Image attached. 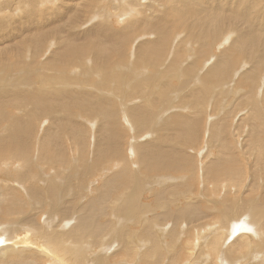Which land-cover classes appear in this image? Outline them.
Segmentation results:
<instances>
[{"label": "bare ground", "instance_id": "6f19581e", "mask_svg": "<svg viewBox=\"0 0 264 264\" xmlns=\"http://www.w3.org/2000/svg\"><path fill=\"white\" fill-rule=\"evenodd\" d=\"M54 1L64 3L63 0H36V5L40 3L39 8H46ZM83 2V0H71L72 7L77 10H80ZM121 2H123V9L119 8L122 5L117 7ZM116 4L118 11L111 12L110 10L115 8ZM104 5L109 6V9H105L110 12L104 13L105 11L97 10ZM84 9V16L88 13L90 16L83 24L90 20L97 21L87 35L85 31H82L76 34L71 32L72 34L63 37L59 28L58 32L55 27L47 29L43 23L41 30L43 46L49 49L58 43L57 50L52 51L51 57L45 62H42L46 58L41 56V41L38 39L29 40L33 42L31 47L19 49L22 53L30 52L34 48L38 49L40 56L38 61L36 57L30 61L21 57V62L18 60L21 65L15 63L23 69L24 65L41 62L38 68V71L41 70L40 73L33 77L39 78L38 81L41 84H29L28 86L36 85L30 90H26L27 85L23 82L13 84V89L0 86V264H155L156 261L161 262L158 252L154 257L149 253V245L157 240V233L153 224L149 222L150 219L144 216L139 208L148 206L150 210L153 209L154 196L165 194L168 197L167 193L171 188V198L163 205L165 212L157 215L153 212L152 216L159 217L163 222V219H167V215L171 213L174 215L173 222L182 227L180 235L184 234L185 238L194 240L189 248L191 257L180 264H264V254L262 251L259 252L261 244L264 243V200L258 201L259 197L251 198L241 189L247 183L251 192L254 186L258 188L260 184L264 185V178L255 177L258 178L257 182V179L251 177V182H244V175L237 171L238 177L232 179L236 171L230 170L232 167L229 165V157L231 155L234 157L233 152L226 151L217 158L212 156L209 163L201 159V163L193 165L182 160V153L190 156L186 149V152H180L179 148L177 150L171 146L173 144L161 145L162 140H160L158 145L146 144L142 147V154L149 164L143 168L137 166L138 170H133L130 165L121 162L123 159L116 160L115 157L119 154L116 141L120 130L109 124L96 127L93 121L89 123L84 121L81 124L76 120H69L66 127L68 126L72 134L80 139L82 143L79 146L68 144L69 141L74 142L71 135L62 141L59 140L58 135L50 136L48 132L51 133L50 129L55 127L52 122L47 128L42 123L35 131L33 125H30L34 120V113L39 111L46 112L42 114L43 120L51 115L54 117L52 114L54 108L49 109V107L55 106V103L66 105L70 98V94L66 92L67 89H73L78 96L86 92L82 90L84 87L75 84L72 77L82 73L83 69L84 71L89 69L96 79L102 80L103 74L113 75L115 72H122L124 69H130L127 66L133 63L135 75L140 76L150 70L136 69L145 57L147 67L153 68L156 65L163 75L169 73L165 77L161 76L164 79L170 78L175 81L177 78L181 88L193 96L199 97L200 85L206 84V87L208 85L216 89L219 97H225L227 94L233 97L236 94L241 98L242 93L233 91L235 80L226 81L222 76L229 67V62L225 63V59H231L230 51L233 47L235 51H239L247 58L234 72L244 77L249 76L256 87L254 91L258 92L253 95L256 99L252 103L253 107L264 108V4L262 0H92L91 7L87 6ZM74 23H79V19L70 22L68 27L71 29ZM100 31L109 32V37L105 40L100 39L98 36ZM30 33L35 34L32 30ZM49 37L52 39L47 44ZM218 39L220 41H217ZM78 40L81 41L78 42ZM182 41L183 45L188 41V47L194 50L188 52V49H184L183 52H187L185 55H181L180 52L176 54ZM133 44L138 46L136 53L131 51L136 47ZM217 45L227 48H218ZM180 56L181 58L173 63V60ZM89 57L92 63L87 61ZM248 60H252V63ZM95 61H100L108 69L93 64ZM120 61L123 66L117 65ZM4 63L1 59L0 68L8 70V67L3 66ZM244 63L249 64V67L245 68ZM248 69H250L249 73ZM206 76L214 80H206ZM63 79H71L73 83H66L71 87L54 86L62 84L59 80L66 81ZM152 80L151 77L145 78L138 87L142 88L145 83ZM193 81L197 89L191 85ZM173 90H178V87ZM200 91L202 96L209 94V89ZM253 96L247 95L248 108L255 110L250 103ZM102 97L103 99L111 98ZM168 101L171 105L173 103L171 101L174 100L169 98ZM203 104L205 106L206 103ZM227 108L220 107V110L223 113V111H229ZM105 109L103 104L97 106L99 112ZM187 109L189 110L188 107ZM60 112L62 110L58 109V113ZM250 113L255 115L253 111ZM220 118L217 120L220 121ZM254 118L257 120L250 132L247 134L242 128V132H235V137L243 134L240 139H245L244 153L246 155L253 153L254 156L264 160V151L254 153L259 145L264 150L263 140L255 134L256 131L257 133L260 130L264 131V126L258 122L257 116ZM184 119H179V125L186 126L187 123L183 121L190 122L188 118ZM252 119L250 116L248 121ZM85 123L92 126L91 135ZM252 123L251 121L249 123L251 127ZM211 127V130L209 128L205 130L206 139H209V136L223 135V140H226L228 128L214 123ZM37 133L38 136L29 147L27 141L30 138L29 135ZM177 134L180 135V133ZM253 136L256 139L251 141ZM193 137L195 139V136H186L188 140ZM231 142L236 143L237 151L240 152L239 144L234 140ZM231 142L226 141L223 147L232 145ZM253 143L259 145H255L254 149ZM4 149L13 150L7 163L2 158V154L6 152ZM33 152H35L34 155ZM137 153L139 154L140 150ZM210 154L212 152H207L204 157ZM228 154H230L229 157ZM33 160H37L40 168L34 177L29 174V168L24 170L16 165L19 161L30 164ZM85 162L96 171L93 177L101 178L103 174H106L101 185L98 180L96 182L98 184L92 186L90 196L86 195L87 198L81 195L82 186L84 184L87 190L90 183L84 182L83 176L78 173V170H74L80 165L79 163ZM5 167L10 169L9 176L2 173ZM48 167L51 170L47 172ZM169 169L176 171V174L163 173ZM240 169L244 170L241 167ZM182 170L186 172L185 177L179 173ZM142 171H145V177H140ZM65 174H70L69 179L74 182L73 188L70 185L66 186L64 180L69 179H64ZM145 180L149 183L146 190L142 191ZM169 182H176V184L170 186ZM163 183L165 185L160 187ZM156 184L160 188L155 192ZM186 190L190 191L186 192ZM233 194L235 196H232ZM137 195L139 208L134 202ZM176 197L181 198L175 199ZM71 202H74L73 206ZM42 213L46 215L45 218ZM244 217L247 218V222ZM21 219L27 223L21 226L24 227L21 233L11 237L10 235L13 234L11 230L12 232L14 230L11 225L13 220ZM67 219L69 222H66ZM250 221H253V227ZM44 227L48 232L42 234L41 229ZM49 227L52 228L49 230ZM122 231H127L131 235L127 237ZM38 232L41 234L39 237H37ZM71 237H77V240L74 242L70 240ZM124 237L127 239L124 240ZM170 246L173 248L172 242L166 245L168 248ZM203 254L205 256L201 258ZM168 262L172 263L173 260Z\"/></svg>", "mask_w": 264, "mask_h": 264}, {"label": "rangeland", "instance_id": "374dc122", "mask_svg": "<svg viewBox=\"0 0 264 264\" xmlns=\"http://www.w3.org/2000/svg\"><path fill=\"white\" fill-rule=\"evenodd\" d=\"M63 1L64 3L60 1H54L53 4H48L46 8L44 7L39 8V6L41 7V4L38 3L36 5V0H0V61L1 59H3V61L5 62L3 66L8 67V70L0 68V75H1L0 86L2 88L6 86V88L13 89L14 88L13 84H17L18 82H23L25 83V85H27L26 90H30L36 87V85L28 86L29 84L31 83L41 84L38 81L39 78H36V79L33 78L34 76L40 73L41 70L38 71V68H40L41 62L34 63L32 65H28V64L24 65V68L22 69L20 67L21 64L18 62V60L21 62L22 58L25 57L28 59V61H30L32 60V58L36 57L38 61L40 57L38 55V49L34 48L30 52L25 51L23 53L21 50H19L22 48L31 47L33 42L31 43L29 41L30 39L31 40L38 39L39 41H41V49H42L41 56L46 58L42 62H45L51 57L52 51L57 50L58 43L51 46L49 48L50 50L46 46H43L42 39H41V34H42L41 30H42L43 23L47 29L55 27L58 32V28H59V32L60 34L63 35V37L68 36L67 34H72L71 32H74V34H76V33H81L82 31H85L87 35L89 30L92 29L95 24H97V21L94 22L93 20L92 21L90 20L89 22H86L83 24L85 19L90 16L89 13L84 16L85 14L84 8H86L87 6H89L90 8L92 0H83L84 2H83L82 7H80V10H77L72 7L71 0H63ZM262 3L264 4V0H262ZM117 4L115 5V8L113 7L114 10L113 9L110 10L111 12H115V11L117 12L118 11L116 10L118 9L117 7L121 5L122 6L119 8L123 9V2H121V4H118V6ZM102 7L98 8L97 10L99 12L105 11L104 13L110 12L109 10L105 9V8L109 9V6L104 5ZM91 14L93 15V13ZM75 19H79V23H74L70 29L68 27V24L74 21ZM31 30L34 31L35 34L30 33ZM109 35H110L109 32H104V31L98 32L99 38L103 40L107 39ZM5 38H7V40ZM50 39L52 38L51 37L48 38L47 44L48 42H51ZM221 39L225 41L224 38H221ZM80 41L81 40H78V42ZM188 41H186L184 45L182 44L183 41L181 42L180 46L177 48L176 54L180 52L181 55L182 54L185 55V53L187 52H183L184 49H188V52H191V50H194V48L188 47L187 45ZM217 41H220V39H218ZM172 45H175V44L172 43ZM133 46H136V47L134 49L132 48L133 50L131 51L136 53L138 46L136 44H133ZM217 47L218 48L221 47L223 49L227 48V47H223V45H217ZM234 48L235 47H233L232 50L230 51L231 59L229 58L225 59V63L229 62V67L226 69V71L224 72L222 76L225 77L226 81L228 79L235 80L233 91L242 93L243 95L241 96V98H239L236 94H234L233 97H230V94H227L225 96L227 97V99L225 100L224 96L219 97L217 93L218 91H216V89L210 88L208 87V85L206 87L205 83H204L205 85L203 84L200 85L201 88H199L198 90L200 92L199 93L200 96L199 97L193 96L192 94L187 93L186 91L183 90V88H181V86L178 84L179 80L177 78H176L177 80L175 79V81H172L170 78L164 79L161 77L163 75V72L158 67H156V65L153 68L147 67L146 66L147 58L145 57V59L142 62H139V66L136 69L142 68V69H146V70L150 69V70H148V72L140 76L135 75L134 70H133L134 68L133 63L127 66V68H130V69H124L122 72H115V74L113 75L103 74L104 78L102 80L96 79V77L92 75L89 69H87L86 71H84L83 69L82 73L75 74L72 77H73V81H75V84H77L79 87H84L82 90L84 91L86 90V92L82 96H78L73 89H67L66 92L70 94V98L68 102L65 103L66 105H58L55 103V106L49 107V109L54 108V110L52 111V114L54 115V117L51 115L46 120H43L42 114L46 112L39 111L37 113H34L35 117H34V120L31 121L30 125L31 126L33 125V129L35 131V129H37L42 123H44L45 128H47L49 124L52 122V124H55V127H53V129L49 128L50 130H52L51 133L48 132L50 136L58 135L59 140L62 141V139H65V138L68 139L69 135H71V138L74 140V142L69 141L68 144H70L71 146L74 144L79 146V144L82 143L80 142V139L75 137L74 134H72L68 126L66 127V125L69 123L68 122L69 120H76L80 123L84 121L88 123L89 121H93V123L97 125L96 127L101 126L102 124H109L113 128L120 130V135L118 136L117 141H116V143H118L116 145L117 152H119V154L116 155L115 157L116 160L123 159V161L121 162H123L124 164L130 165L133 168V170L135 169L138 170L137 166L139 167L142 166L143 168L144 166H148L149 164L146 158L142 154V147L145 146L146 144L158 145L160 140H162L161 141L162 144L160 143L161 145L173 144L171 146H174L173 148L177 150L179 148L180 152L181 151L184 152L186 149V151L190 154V156H187L185 153H182V160L186 161L187 164H193V165L201 163L202 160L205 163H209V161H211L213 157L217 158V156H219L221 153H224L226 151L233 152L234 157L228 154V157L230 156L229 165H231L230 167H232L230 170L234 169V171H236L234 177L232 176L231 178L236 179L238 177L237 175V171H238L240 174L244 175L243 176L244 182H251V177H253V179H257V182H258V178H255V177L260 176L261 178H264V162H263L264 160L254 156L253 153L246 155L244 153L245 139L244 140H242V138L240 139V137L243 134L236 138L235 132L236 131L242 132V128H244V130H246V133L248 134L251 128L255 126L254 122H256L257 119H255L254 116H257L258 122L264 126V108L253 107L252 103L253 101H256L253 95L258 92L254 91L256 87L253 85V82L249 78V76L244 77L243 75H239L234 72L235 70H237L238 66L242 62L247 60V58L244 55H241L239 51H235ZM136 57L137 56L135 55V59ZM180 58L181 56L175 58L173 60V63L176 62ZM87 59H88L87 61H91L92 63V60L90 57ZM15 62L19 63L20 65L19 64L16 65ZM70 62H73V61H70ZM248 62L252 63V60H248ZM93 64L97 65L98 67L101 66L105 69H108L100 61L98 62L95 61L93 62ZM119 64L122 65L123 63H121L120 61L119 63H117V65ZM243 65H246V64L244 63ZM247 67H249V64H247L245 68ZM249 71L250 69H248V73ZM167 74L165 73L163 77H165ZM149 77H151L153 80L149 81L148 83H145V85L142 88H139L138 85L142 82V80H144L145 78H149ZM63 80H66V79H63ZM206 80L212 81L214 79L206 76ZM59 83H62V84H55L54 86H64V85L66 86L67 85L66 83H73V82L71 81V79H68L66 81L59 80ZM191 85H194V81L193 83H191ZM258 85L259 83L257 84V86ZM67 87H71V86L67 85ZM177 87H178V90L176 91L173 90ZM195 87L196 86L194 85L193 88ZM197 88L198 87H196V89ZM201 89H209L208 91L209 94L202 96L201 94L202 92L200 91ZM248 94H250V96H253V98H251L250 103H251V106L255 110H253L252 108L251 109L248 108L249 107L248 97H247ZM102 96L104 97L108 96L111 98L105 97L106 99H103ZM202 97L206 100V102L204 99H202ZM169 98H171V100H174V101H171V103L173 102L171 105H169V101H168ZM230 98L234 101H232ZM201 102L206 103L205 106L203 103L201 104ZM233 103H235L234 106L230 108V106ZM102 104L104 106V109L106 105V109L100 112L97 111V106H100ZM222 106L228 107L227 109L229 111H223L222 113V110H220V107L223 108ZM187 107L189 108V110L187 109ZM58 109L62 110V112L58 113ZM252 111L255 113L254 116L252 113H250ZM249 115L253 118L252 120H250L251 123L253 121L252 127L249 124L250 121H248L250 117ZM180 118H185V119L188 118L189 119L188 121L190 122L183 121L184 123H187L188 126L187 125L184 126L185 124L179 125ZM219 118L221 119L220 121L217 120ZM88 123H85L86 125L85 127L90 132V135H91L93 133V131L91 130L92 126H89ZM213 123L216 124L217 126L219 124L223 128L225 127L228 128L226 130L228 131L227 134L229 136L227 134L226 135L229 139L226 137V140L224 141L223 135L222 136L218 135L217 137L209 136V139H206L205 130L206 128H209V130H211L212 128L211 126H213ZM185 127H188V128H185ZM164 128H166L165 131H164ZM196 130L198 132H196ZM177 133H180V135H178ZM255 134L256 135L258 134V136L263 140V146H264V131L260 130L258 133L256 131ZM29 136L30 138L27 141L30 147L32 142L38 136V133L35 135H29ZM186 136L188 137L195 136V139L194 137L192 139L190 138L192 142L191 143L190 140L186 138ZM38 138H40V136ZM246 139H247V135H246ZM255 139L256 137L253 136L251 141H254ZM233 140L237 142V144H239L240 152L237 151L236 143L231 142ZM226 141L228 142L230 141L232 145L223 147ZM36 145H37V141H36ZM255 145L257 146L259 144L253 143L254 149H255ZM259 146L256 147V150L258 151L254 150L255 151L254 153L261 152V150L264 151L263 147L261 145ZM4 150L6 152L2 154L3 155L2 158L5 159V163H7L6 161H9L8 159L13 153V150H9V149H4ZM139 150H140V153L138 154L137 151ZM207 152H212V154H210L208 157L206 156L204 157V154H206ZM34 154L35 152H33V155ZM239 155H241V157ZM52 158H55V156H52ZM0 159H1V154H0ZM246 162H249V164H244ZM79 164L80 165L78 167H75L77 169H74V170L76 171L78 170V173L83 176L84 182L87 181L88 183H90L87 190H86L85 185L83 184L81 195L83 197H85L86 195L89 197L90 192L92 190V186L98 184L96 183L98 182V180H100V185H101L103 179H105L106 174L105 175L103 174L101 178L93 177L96 174V171L93 169V167H91L86 162L83 164L82 163H79ZM16 165L20 166L24 170H26V168H29L30 169L29 174L32 175L33 177L36 176V174H38V172L40 171L37 160L31 161L30 164H26L24 162L19 161V163H16ZM248 166L249 168H247ZM234 167L235 168L239 167V168H236L235 170ZM240 167L244 168V170L242 171ZM8 170L10 171L9 168L5 167V170L2 173H4L5 176H9ZM49 170H51L50 167L46 168L47 172ZM244 171L245 173L247 172L248 175L245 174ZM163 173L176 174V171L169 169L168 171H165ZM179 173L182 174V176L184 175V177L186 176L185 170H182ZM58 174L61 176L60 172ZM69 177H70V174L64 175V179H69ZM140 177H145V171H142L140 173ZM44 178L47 181V176H45ZM93 180L95 182H93ZM64 181H66V186L70 185L71 188L74 187V182L71 179L64 180ZM144 182H145V187L142 191L146 190L148 183H149L148 180H145ZM174 184H176V182H169L170 186ZM163 185H165V183L161 184L160 187H163ZM244 185L245 187L241 188L244 194L249 195L251 198L259 197L258 201L262 199L264 200L263 183L260 184L258 188L254 186L251 189V192L249 191L247 187L248 186L247 183H245ZM160 187L156 184V188L154 189L155 192ZM19 190L23 193V190L20 187H19ZM188 191L190 190H186V192ZM246 191L251 194L247 193ZM171 193H172V188L169 189L167 193L168 197H166L165 194L155 195L154 196V206H153V209L151 210L149 209L148 206L144 208L138 207V199H139L138 195L136 199L134 200L135 206H137L140 209V211L143 213L144 216L150 219L149 222L153 224V227L155 228L156 233H157V240H155L154 243L149 245V250H150L149 253L151 254V256L154 257L156 252L159 253V260H161V262L156 261L155 264H180L181 262L191 257L189 248L194 243V240L191 238H185L184 234L180 235L182 231V227L179 226L178 223L173 222L174 215L169 213L167 215V219L164 218L163 222L161 221L159 217L152 216L153 212H155V215H157L158 213L165 212L164 211L165 208H163V205L164 203H167L169 201V199L171 198ZM232 196H235V194H233ZM177 198H181V197H176L175 199ZM71 203L73 206L74 202H71ZM42 216L43 218L46 217L44 213H42ZM244 219L246 220L247 218L244 217ZM40 220H41V217H40ZM8 221L9 219L7 220V222ZM66 222H69L68 219L66 220ZM26 223L27 222L22 219L20 221L13 220V224H11L14 229L13 232L11 230V233L13 234L12 235L9 234V235L11 237L17 236L19 233H21V230L24 228L21 226H23ZM252 223L253 221L252 222L250 221V225L253 227ZM165 226H167L166 229H165ZM51 228L52 227H49V230ZM41 231H42V234H45L48 232L45 227L42 228ZM5 233H2V234H5ZM122 233L123 235L127 237L131 235L127 231H122ZM39 236H41V234H39L38 232L37 237ZM125 239L127 238L124 237V240ZM70 240L75 242L77 240V237L76 238L71 237ZM171 242L173 244V248L171 246L169 248L166 247V245H170ZM67 248L69 249V247ZM261 251H262V254H264V243L261 244V248L259 252ZM204 256L205 254H203L201 258H203ZM35 258H37V256ZM171 259L173 260V262L172 263L168 262ZM95 263H96V260H95Z\"/></svg>", "mask_w": 264, "mask_h": 264}]
</instances>
